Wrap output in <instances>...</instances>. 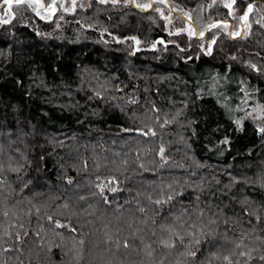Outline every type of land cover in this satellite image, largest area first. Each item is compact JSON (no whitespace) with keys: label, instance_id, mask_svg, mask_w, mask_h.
<instances>
[{"label":"trees","instance_id":"trees-1","mask_svg":"<svg viewBox=\"0 0 264 264\" xmlns=\"http://www.w3.org/2000/svg\"><path fill=\"white\" fill-rule=\"evenodd\" d=\"M143 2L0 23V264H264V0Z\"/></svg>","mask_w":264,"mask_h":264},{"label":"snow or ice","instance_id":"snow-or-ice-1","mask_svg":"<svg viewBox=\"0 0 264 264\" xmlns=\"http://www.w3.org/2000/svg\"><path fill=\"white\" fill-rule=\"evenodd\" d=\"M100 3H108L109 0H99ZM112 3H118L119 0H111ZM55 3H56V0H53V2L49 5H47V10H50V13L51 14H55V11H56V8H55ZM75 3H76V0H73V8L75 7ZM232 3L234 4L235 3V0H232ZM39 5V7H44V5L41 3V0H3V5H6L7 7L4 8V13L5 15L8 17V19H0V23H3V24H7V23H10L11 20L14 18V13L12 12V9H13V6L15 5L16 7H20L22 5H27L28 7H32V10L33 11H36V14L37 15H40L39 11H37V9L35 7H33V5ZM226 7L228 8H231L232 7V4H226L225 5ZM61 7H63V5H61ZM252 8H253V5H248V12H251L252 11ZM67 10V9H65ZM43 18V17H42ZM242 20H246L247 19V13H245V15L243 17H241ZM216 25H213L212 27H215ZM234 35H238V33L234 34ZM214 43V41H213ZM252 67H255L254 65ZM239 123V122H237ZM261 132H264V128H261L260 129ZM149 132H151V130H149ZM141 134L142 135H147L148 133L147 132H143L141 131ZM152 135H155L154 132L151 133ZM161 156H163V152H164V149L161 148ZM69 183H71V181H69ZM102 190V189H101ZM115 189H113L114 191ZM172 199H174L173 196H168V201H171ZM168 201H156L157 204H160V203H167ZM57 227H65V225H61L59 223H57L56 225ZM193 228L195 227L194 225L192 226ZM188 236L192 237V242L193 244L195 245H199L201 243V240L199 238L196 237V234L195 232H187L186 233ZM203 231L201 230V235H203ZM180 240H181V243H183V237H180ZM209 243H211V241H208ZM127 246V245H125ZM242 255H244V253H241ZM188 255L190 256H193L195 257L196 255V252L195 251H191L189 250L188 251ZM227 259V257L225 258ZM260 260L264 261V255H262L260 257Z\"/></svg>","mask_w":264,"mask_h":264},{"label":"rangeland","instance_id":"rangeland-1","mask_svg":"<svg viewBox=\"0 0 264 264\" xmlns=\"http://www.w3.org/2000/svg\"><path fill=\"white\" fill-rule=\"evenodd\" d=\"M70 1H72V0H70ZM126 1H130L131 3L134 2V0H126ZM149 1H150L149 2V5L147 4V2H143V4H141L142 7H146V8H144V10H147V9L152 8V1H154V0H149ZM159 1H161V0H159ZM52 2H53V0H48L47 2H45L44 0H41V3L44 5V7H39V5H35L34 4L33 7H35L37 9V11H39L40 15H37L36 14V11H34V14L37 17H39V18H42L43 17L42 19H47V17H46L47 15L46 14H48V15H54V14H51L50 13V10H47V5L51 4ZM227 4H229V3H227ZM6 7H7L6 5H3V0H0V19H8V17L5 15L4 10H3ZM57 7L58 6L55 3V8H56L55 13L57 12ZM31 9H32V7H31ZM65 9L71 10V6H65ZM230 10H231V8H230ZM12 12L13 13L16 12V6L15 5L13 6ZM159 12L162 14L161 16H163L166 21L173 20V17H171L169 14L163 13L161 10H159ZM182 17L185 18V19H187V17H184V16H182ZM240 21H241V19H240ZM217 22L218 21L214 22L213 24H215ZM223 22H225V21H223ZM187 26H188V30H190V32H193L196 36H198V37H202L203 36V32L198 31L197 28L192 23L191 24H188ZM172 30L173 31H176V30H178V28H173ZM240 31H241V25H240L238 34L240 33ZM228 32H229V28H228Z\"/></svg>","mask_w":264,"mask_h":264},{"label":"water","instance_id":"water-1","mask_svg":"<svg viewBox=\"0 0 264 264\" xmlns=\"http://www.w3.org/2000/svg\"><path fill=\"white\" fill-rule=\"evenodd\" d=\"M151 4V3H150ZM246 13H248V10L246 11ZM244 15H245V13H244Z\"/></svg>","mask_w":264,"mask_h":264}]
</instances>
